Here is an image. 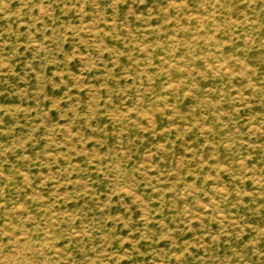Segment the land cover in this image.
<instances>
[{"label": "rangeland", "instance_id": "rangeland-1", "mask_svg": "<svg viewBox=\"0 0 264 264\" xmlns=\"http://www.w3.org/2000/svg\"><path fill=\"white\" fill-rule=\"evenodd\" d=\"M0 264H264V0H0Z\"/></svg>", "mask_w": 264, "mask_h": 264}]
</instances>
